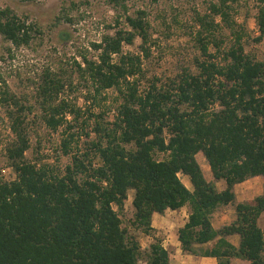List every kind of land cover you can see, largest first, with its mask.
<instances>
[{"label": "trees", "instance_id": "trees-1", "mask_svg": "<svg viewBox=\"0 0 264 264\" xmlns=\"http://www.w3.org/2000/svg\"><path fill=\"white\" fill-rule=\"evenodd\" d=\"M107 1L117 12L115 23L92 42L95 55L81 53L77 67L86 101L99 104L105 91L118 92L116 116L112 123L95 122L90 148L73 153L63 171L26 157L31 147L26 119L36 104L27 95L18 97L6 82L0 89V104L9 108L15 135L6 156L16 173L12 180L0 178V264H141L140 232L152 237L146 261L170 264V250L156 235L153 215L185 205L191 211L178 230L184 252L214 256L218 264H232L236 257L264 264V230L258 224L264 193L237 202L235 192L238 183L264 178V60L246 49L248 29L237 21L241 0H210L207 11L196 10L202 56L197 70L185 69L169 82L155 78L147 86L142 85L143 58L151 55L154 43L148 11L130 13L129 0ZM246 1L258 8L255 41H262L264 0ZM78 6L70 0L50 27L75 24ZM0 34L1 58H14L16 49L41 39L44 29L28 14L0 5ZM138 37L139 52L125 50ZM67 84L50 70L38 84L36 103L50 129L67 124L65 132L71 130L68 115L75 120L83 114L76 103L60 98ZM68 134L62 140L65 154L72 153L76 135ZM200 153L213 180L206 177ZM181 174L190 178L193 189ZM218 181L225 182L224 189ZM130 190L133 227L123 225L120 215ZM229 204L235 205L236 219L214 228L212 214ZM232 234L240 235L238 246L228 240ZM205 243L208 247L196 249Z\"/></svg>", "mask_w": 264, "mask_h": 264}, {"label": "rangeland", "instance_id": "rangeland-1", "mask_svg": "<svg viewBox=\"0 0 264 264\" xmlns=\"http://www.w3.org/2000/svg\"><path fill=\"white\" fill-rule=\"evenodd\" d=\"M78 8L73 11L75 24L63 22L52 28L55 17L62 13V7L70 0H0L1 6H11L18 14H28L30 21H36L44 29L41 39H36L31 46H24L15 50V57L10 58L3 54V40L0 34V89H4L6 82L11 91L18 97L27 95L30 102L36 104L34 112L26 119L31 147L26 157L32 161L45 163L53 167L55 172H61L71 162L73 153H84L90 148L89 142L96 137L91 131L97 120L104 124L112 123L116 116V107L119 104L118 92L113 89L105 91L106 99L99 98V104L94 100L86 101V88L79 78L77 63H81V53L87 52L93 56L96 52L92 42H98L103 33L107 32L109 24H114L117 12L107 0H76ZM210 0H129L130 13L137 8H145L152 24L153 46L151 55L143 58V68L146 78L143 86L150 84L155 78L169 82L178 77L185 69L195 72L196 60L202 58L196 41V10L205 12ZM241 7L237 21L247 26L248 36L246 49L258 59L264 60V39L255 41L260 31L255 16L258 8L252 1L241 0ZM228 34V31H225ZM141 39L138 37L135 44L126 45L125 50L139 52ZM58 72L68 83L60 98H66L76 103L82 109V116L72 120V129L67 130V124L59 126L57 130L47 127L41 117L39 108L38 84L45 73ZM70 82L72 85L70 86ZM103 97V98H105ZM8 106L0 104V178L12 180L16 173L9 165L6 156V146L15 138L11 130L12 121L8 117ZM93 114V115H91ZM75 132L72 142V153L65 154L62 140ZM87 132H92L90 136ZM164 155H159L162 158ZM198 160L208 179L213 178L211 168L205 156L198 154ZM95 163L99 158L94 159ZM264 181L252 179L247 185H258L262 190ZM263 183V184H262ZM240 187V192H241ZM134 191H129V197L124 209L120 212L123 225L133 227L130 220L134 216L132 204ZM189 206V205H188ZM190 207V206H189ZM174 232V230H173ZM161 237V236H160ZM139 239L144 249L141 264H145V250L152 241L151 236L140 232Z\"/></svg>", "mask_w": 264, "mask_h": 264}, {"label": "crops", "instance_id": "crops-1", "mask_svg": "<svg viewBox=\"0 0 264 264\" xmlns=\"http://www.w3.org/2000/svg\"><path fill=\"white\" fill-rule=\"evenodd\" d=\"M181 178L190 189H193L190 178L187 175L181 174ZM213 179L214 178H212L211 180ZM252 179H259L264 181L263 177L257 176L236 184L235 192L237 202L253 200L257 196L264 193V186L262 190H259L258 185H247L248 182H250ZM217 186L220 190H222L225 188V182L218 181ZM240 187L242 188L241 192ZM190 211V207L188 205H185L180 209H167L163 214L155 213L153 215V226L157 231L156 235L162 237L163 245L170 250V264H218V259L214 256L186 253L182 250L181 243L178 239V230L187 222ZM235 219L236 209L235 205L233 204L220 206L212 214V224L216 229H219L226 224H230ZM258 224L264 230V212L260 215ZM228 240L233 245L238 246L240 242V235L232 234L228 236ZM208 245V243L200 244L196 246V249L200 251L208 247ZM232 264L252 263L247 259L236 257L232 259Z\"/></svg>", "mask_w": 264, "mask_h": 264}, {"label": "built area", "instance_id": "built-area-1", "mask_svg": "<svg viewBox=\"0 0 264 264\" xmlns=\"http://www.w3.org/2000/svg\"><path fill=\"white\" fill-rule=\"evenodd\" d=\"M145 264H149V263L146 261Z\"/></svg>", "mask_w": 264, "mask_h": 264}]
</instances>
